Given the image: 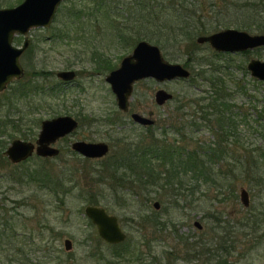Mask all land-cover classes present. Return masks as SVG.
I'll use <instances>...</instances> for the list:
<instances>
[{
  "label": "rangeland",
  "instance_id": "rangeland-1",
  "mask_svg": "<svg viewBox=\"0 0 264 264\" xmlns=\"http://www.w3.org/2000/svg\"><path fill=\"white\" fill-rule=\"evenodd\" d=\"M96 1L88 0L86 8H92ZM116 1L122 4L119 6L122 18L116 17L112 21L111 17L107 19L100 16V20L89 30V35L82 40L83 43L73 44L75 49L71 51L68 50L70 44L67 39L62 43L57 40L63 34L68 35L67 21H71L69 18L73 10L72 2L64 0L54 20V29H33L29 33L30 50L21 58L25 76L20 82L15 80L18 81H14L16 85L10 86L7 92L0 95V264H106L102 258L109 260L114 248L99 237L97 228L90 225L91 221L84 214L85 207L92 205L88 201L92 194L99 198L96 206H103L118 217L127 233L126 241L134 246H145L142 247L145 248L142 250L145 262L149 258L148 263L151 264H264V166L256 162L257 150L264 148V82L253 78L247 69L251 60L264 62V47L220 58L212 54L217 52L210 46L198 44L197 36L195 43L199 46L183 38L181 35L186 28L194 29L198 25L196 18L188 17L193 14L189 9L185 10L181 3L188 7L197 1L195 8H198V5L209 3V0ZM220 1L218 3L221 5L212 9L209 5H205L207 9L202 6L203 12L200 13L206 18V23L218 18L217 22L230 24L228 28L238 29L234 24L245 25L250 31H242L252 35L264 34L257 28L259 25L264 26L261 0ZM8 2L12 6H6ZM22 2L0 0V8L15 7ZM78 4L84 5L83 2ZM226 4L228 6L225 8ZM130 6L132 8L126 11L125 8ZM187 24L192 26L186 27ZM120 29H123L129 41H132V36L136 39L140 32L145 34L141 37L159 46L164 58L171 63L183 65L187 58L193 57L197 60L201 58L212 67L230 66L229 71L235 81L247 89L246 95L241 91L236 93L232 103L236 104L235 148L238 157L244 154L249 157L244 161L245 167L240 166L234 172V177L230 176L233 180L221 181L217 188L212 183L204 184L202 191L196 193L198 199L195 201L192 198L183 201L171 196L163 198L167 186L151 188L150 197L146 199L135 192L139 191L138 182L131 184L127 179H122L123 175H127L117 168L118 165H106L115 153L127 151L128 141L134 140L135 151L141 154L151 132H156L157 138L163 137L161 133L168 127L164 121L168 122L179 102L171 101L158 106L155 94L159 89H165L176 100L182 101L206 96L207 92L206 87L189 81L159 84L148 79L138 82L131 99V110L154 119L156 125L151 132L147 127L134 125L130 115L119 110L115 94L106 80L112 70L105 71L100 66L102 60L106 59L115 66L114 70L119 68L123 58L131 54L138 44L125 47L126 43L116 35ZM173 31L176 39L168 41ZM24 40V36H17L14 45L21 46ZM41 69L54 75L46 82V87L43 86L44 92L29 96L24 92L32 78L28 73ZM63 70H74L77 77L64 83L56 77ZM220 78L224 81L226 77ZM36 83L43 85L41 81H35L32 85ZM47 93L53 94V97ZM254 96L257 99L253 100ZM6 102L11 104L6 106ZM32 107H37L34 113ZM173 115L176 116L175 113ZM59 116L74 117L80 126L66 141L56 145L61 148L62 154L52 161V167L57 172L68 170L78 186L64 199L66 205L56 203L53 206L51 191L41 189L40 184L31 178L28 181L33 182L27 184L23 178L26 170L37 166L39 160L34 158L23 169H16L5 158L4 151L14 140H23V134L29 129H33L34 134L29 141L35 142L41 123ZM35 118L41 119L38 125H34ZM7 120H11V124L8 123L10 127L2 128ZM14 125L19 126L16 132L13 131ZM198 136L203 141L212 140L207 130ZM126 138L127 144L123 142ZM76 140L113 141V154L108 161H84L81 156H74L71 152L70 146ZM1 143L5 144L4 147ZM228 163L223 166L226 171L235 162ZM262 175L263 181L260 179ZM242 188L250 194L249 207L241 203ZM25 200L33 203L26 204ZM155 203H160L159 209ZM6 210L9 213L4 215ZM6 221H9L8 225L13 222L16 230L3 233ZM195 222H200L202 229ZM66 240H71L73 244L69 251L66 250ZM196 242L201 244L197 260L194 259L195 250L192 248Z\"/></svg>",
  "mask_w": 264,
  "mask_h": 264
},
{
  "label": "trees",
  "instance_id": "trees-1",
  "mask_svg": "<svg viewBox=\"0 0 264 264\" xmlns=\"http://www.w3.org/2000/svg\"><path fill=\"white\" fill-rule=\"evenodd\" d=\"M69 1L72 2L73 10L69 18L71 21H67L68 35L64 36L63 34L57 40L62 43L67 39V43L70 44L68 45V50L71 51L75 49V47L72 46L73 44L79 45L83 43L82 40L86 39L89 35V30L100 20V16H105L107 19L111 17L113 19L112 21H114L116 17L122 18L119 8L122 4L116 0H97L93 4V7L88 9L85 5L88 0ZM82 2L84 5L78 4ZM218 2L221 3L220 0H209V3L205 2V4L201 6L198 5V8H195L197 1L188 7L181 3V6L185 10L189 9L191 11L193 15H188V17L196 18L198 25V28L193 29L191 27L192 24H187L186 27H191V29L186 28L181 36L188 39L190 43L193 42L195 46H199L195 43L196 36L197 38L200 36H208L221 31L219 29H230L228 28L231 26L230 24L220 21L217 22L218 18L210 23H206L204 21L206 18L200 13L203 12L202 6L207 9L209 5L210 9H212V7L221 5ZM8 3L9 4H6V6H12L11 2ZM205 5L207 6L205 7ZM261 5L262 8H264V0H261ZM227 6L226 4L225 8ZM131 8L132 6L125 8V10L128 11ZM197 11H199V14ZM226 12L228 11L226 10ZM102 13L104 15H102ZM234 27L241 30L248 29L250 31L245 25L241 26L234 24ZM52 28L54 29V26H52ZM257 28L260 32H264V26L259 25ZM122 30L123 29L118 30L116 35H118L119 40L126 43L125 47H128V45L131 47L139 41L146 40L141 37V35H146L140 32L136 35V39H133L134 37L132 36V41H129L127 35ZM175 35V31H173L172 37L167 40H175ZM212 54L220 58H228L227 54L214 52H212ZM96 61H98V59ZM70 65H72V63H70ZM100 66L101 69L105 71H111L115 68V66L106 59L102 60ZM183 66L191 71V77L188 80L181 81L195 82V84L199 86L206 87V96L190 98L185 101L181 99L176 100L174 96L172 102L178 101L179 105H176L174 112H172L168 118V122L164 121V124L167 123L166 126L168 127L161 133L163 137L157 138V133L154 131L151 132L152 129H150L149 132L151 133L147 136V145L141 150V154L138 153V150L134 154V167L133 169H129L130 172H126L125 175L127 176L123 175L122 179H127L131 184L138 182L139 191L132 190L137 193V196H143L146 199L150 197L151 188L159 189L160 187L164 188V186H167V191H164L163 198L171 196L182 199L183 201H187L190 198H192V201H195L198 199L195 197L196 193L202 191L204 184L212 183L215 185V188H217L221 181L233 180L230 176L232 175L234 177V172L242 166L245 167L244 161L249 158L248 154L238 157L235 148L237 131L235 124L236 104L232 103L236 93L241 91L246 95L247 89L243 87L240 82L235 81V78H233L232 73L229 71V69H231L230 66L226 67L220 65L219 67H212L211 64H206L201 58L197 60L193 57L187 58ZM34 71L35 72L32 74L31 72L28 73L32 76L25 90L29 96L32 93L38 92V94H41V92H44L45 89L43 86L46 87V82L50 81V78L54 75L53 72L47 70L41 69ZM220 76L226 77L225 80H221ZM35 81H41L43 85L37 83L32 85ZM21 93L23 96V90ZM47 95L53 97V94L47 93ZM14 98L16 97L14 96ZM17 99L19 101L20 97ZM255 99H257L256 96L253 97V100ZM30 104L32 105L33 102ZM35 108L37 107L31 108L33 109V113L35 112ZM174 113L176 116L173 115ZM40 120V118H35L34 125H38ZM21 121H23V119H21ZM4 123L5 124L1 126L2 128L4 126L10 127L9 124H11V120H7ZM11 127H13V125H11ZM18 130L19 126L14 125L13 131L16 132ZM203 130H207L211 133L212 140L203 141L199 138L198 135ZM31 135L34 136L33 129H29L28 132L23 134V140H30L32 137ZM168 136H171V138H168ZM257 152L258 158L256 162L264 166V148L258 149ZM39 160L37 166L26 170L23 176L24 180L28 184V182H33L28 181L31 178L40 184L41 189H48L51 191L54 199L53 206L56 203L59 205H66L67 202L64 199H67L70 195V191L78 186L75 177L68 170H61V172L54 170L51 159ZM229 161H234L235 163L232 166L230 165V169L226 171L223 169V166ZM154 162L158 164H154ZM123 167L128 166L124 164L118 168L122 169ZM258 169H260V165ZM260 179L263 181V175ZM59 189H63V191L61 192ZM122 191H124V188ZM140 191H142V193H140ZM34 196L31 198L36 200ZM98 199L95 194H92L88 200L89 204L98 205ZM25 202L26 204L33 203L31 200H25ZM8 213V210H6L4 215ZM8 223L9 221H6V225H3L4 222L1 224L3 225V233H9V231L12 233L16 230L13 222H11V225H8ZM90 225L92 226V223ZM52 229L54 230V227ZM199 246H201V244L196 242L193 244L192 248L195 250L199 248ZM111 247L114 248V250L110 253V259L107 260L106 258H102L103 262L105 261L106 264H132L135 262L136 264H151L148 263L149 258L147 262L142 259V250L145 249L142 248L145 247L143 245L134 246L127 240L122 244Z\"/></svg>",
  "mask_w": 264,
  "mask_h": 264
},
{
  "label": "water",
  "instance_id": "water-1",
  "mask_svg": "<svg viewBox=\"0 0 264 264\" xmlns=\"http://www.w3.org/2000/svg\"><path fill=\"white\" fill-rule=\"evenodd\" d=\"M63 1L24 0L16 7L0 9V93L24 75L20 59L29 47L30 39L27 38L21 47H17L14 45L15 37L27 36L33 29L50 28ZM197 43L209 44L216 52L236 54L264 47V34L252 35L246 31L230 28L209 36H200L197 38ZM247 69L253 78L264 82L263 61L251 60ZM76 76L74 70H63L57 73V77L64 82H71ZM190 77L191 72L181 63L167 61L159 46L142 40L138 42L131 54L123 58L119 68L107 75L106 80L115 94L118 108L128 112L136 83L152 79L163 84L187 80ZM173 98L174 95L165 89H159L155 94V102L158 106H164ZM132 119L143 126H152L156 123L154 119L138 113H133ZM77 127L78 121L71 116L45 120L42 122L36 144L16 140L5 154L13 163L25 161L34 153L41 157H55L59 154V150L53 145L59 139L73 133ZM72 147L88 158L103 157L109 150L105 143L85 141H78ZM240 200L245 207H249L250 194L245 188L241 189ZM155 207L159 209L160 204L155 203ZM85 215L97 227L100 238L107 244L118 245L126 241L127 234L120 227L118 218L109 215L104 208L87 206ZM195 225L202 229L200 222H196ZM65 246L66 250H71L72 241L66 240Z\"/></svg>",
  "mask_w": 264,
  "mask_h": 264
},
{
  "label": "flooded vegetation",
  "instance_id": "flooded-vegetation-1",
  "mask_svg": "<svg viewBox=\"0 0 264 264\" xmlns=\"http://www.w3.org/2000/svg\"><path fill=\"white\" fill-rule=\"evenodd\" d=\"M28 37L26 36L25 37V40L27 39ZM15 40V39H14ZM24 40V41H25ZM23 45V44H22ZM21 45V46H22ZM21 46H17V47H21ZM30 46H31V40H30V45H29V47L27 48V50L24 52V54L22 55V57L23 56H25V55H27L28 54V52H29V50H30ZM241 53V52H240ZM242 53H244V52H242ZM237 54V53H236ZM21 57V58H22ZM20 61H21V59H20ZM21 65H22V67H23V64L21 63ZM23 69H24V67H23ZM189 70V69H188ZM113 71V70H112ZM111 71V72H112ZM190 71V70H189ZM77 74V73H76ZM25 76V69H24V75H23V77ZM22 77V78H23ZM56 77H57V74H56ZM77 77V76H76ZM22 78L21 79H19L18 81L20 82L21 80H22ZM18 81H15L16 83L18 82ZM65 83V82H64ZM12 85H16V84H14V82H12L8 87H7V89L5 90V91H3L2 93H0V95L1 94H3V93H5V92H7L8 91V89L10 88V86H12ZM135 90V89H134ZM25 92V91H24ZM24 94V93H23ZM5 101H7V100H5ZM0 103H1V101H0ZM7 104H6V106L7 105H10L11 104V102H6ZM3 106H5V105H3ZM120 110V109H119ZM121 111V110H120ZM122 113L123 114H126V115H130V119H131V122L134 124V125H138V126H140V127H142V128H146L147 127V129L148 130H150V129H152V128H154L155 127V125H156V123L154 124V125H152V126H143V125H140V124H138V123H135L134 121H133V119H132V114L133 113H137V112H133L132 110H131V101H130V107H129V111L128 112H123L122 111ZM139 114V113H138ZM144 116V115H143ZM60 117V116H59ZM74 118V117H73ZM74 119H76V118H74ZM77 120V119H76ZM78 121V120H77ZM123 123H125V122H123ZM130 123V122H129ZM41 125H42V123H41ZM79 126H80V123H79V121H78V127L76 128V130L79 128ZM76 130L73 132V133H71V134H69V135H67V136H65L64 138H61V139H59L53 146L55 147V148H57L58 150H59V154L57 155V156H55V157H41V156H38L36 153H34L33 154V156H31L30 158H28L27 160H25V161H22V162H20V163H13L10 159H9V157L5 154L6 153V151H7V149L11 146V144L14 142V141H16V140H20V139H16V140H14L11 144H10V146L7 148V149H5V151H4V155H5V158L8 160V162L13 166V165H15L14 167L16 168V169H23L24 168V166H25V164L27 163V162H29L30 160H32V159H37V160H39V159H51L52 161H55L56 159H58L60 156H61V154H62V150H61V148H58V147H56V145L59 143V142H61V141H66V138H68V137H70L71 135H73L75 132H76ZM41 131V130H40ZM39 136V135H38ZM31 140V139H30ZM37 140H38V138H37ZM37 140L35 141V142H32V141H29V140H22V141H26V142H31V143H34V144H36V142H37ZM78 141H85V140H76V141H74L72 144H71V152H72V154L74 155V156H81L82 157V159L84 160V161H97V160H105V161H108L107 159L109 158V156H112V154H113V147H114V145H113V141L112 142H88V143H105V144H107L108 145V147H109V150H108V153L106 154V155H104L103 157H100V158H88V157H85V156H83L82 154H80V153H78V152H76L74 149H73V144L74 143H76V142H78ZM127 141H128V139L126 138L125 140H123V142L124 143H126L127 144ZM85 142H87V141H85ZM128 144H129V147L127 148V151H125V152H120L119 154H116L115 153V155L112 157V158H110V162H106L107 164V166H110V165H112V163H114V165H118V167L119 166H122V165H126V166H128V167H124V168H122V171L124 172V173H126V172H130V170L129 169H133V164L135 163V161L133 160L134 159V153L136 152L135 151V142H134V140H131L130 141V143H129V141H128ZM4 145L5 144H3V143H1V146L2 147H4ZM129 155V156H128ZM132 159V160H131ZM127 160H129V161H127ZM40 161V160H39ZM23 166V167H22ZM117 167V168H118ZM133 178V177H132ZM160 204V203H159ZM88 206H90V205H88ZM94 206H96V205H94ZM87 207V206H86ZM85 207V208H86ZM98 207H101V208H104L105 210H106V208L105 207H103V206H98ZM106 212L109 214V215H112V214H110L107 210H106ZM84 214H85V210H84ZM86 216V215H85ZM114 216V215H113ZM118 218V217H117ZM91 221V220H90ZM118 222H119V219H118ZM92 223V222H91ZM196 223V222H195ZM93 224V223H92ZM94 225V224H93ZM119 225H120V227H121V224H120V222H119ZM95 226V225H94ZM96 227V226H95ZM97 228V227H96ZM122 228V227H121ZM122 230H123V228H122ZM98 231V230H97ZM124 231V230H123ZM125 232V231H124ZM126 233V232H125ZM127 234V233H126ZM99 235V234H98ZM110 247L111 246H116V245H110V244H108ZM119 245V244H118ZM194 253H195V255H194V259H196L197 260V258H198V255L200 256V252H199V250H198V248H196L195 249V251H194Z\"/></svg>",
  "mask_w": 264,
  "mask_h": 264
}]
</instances>
